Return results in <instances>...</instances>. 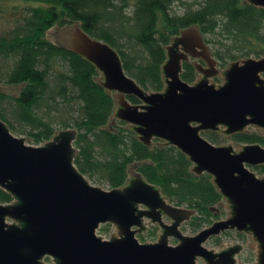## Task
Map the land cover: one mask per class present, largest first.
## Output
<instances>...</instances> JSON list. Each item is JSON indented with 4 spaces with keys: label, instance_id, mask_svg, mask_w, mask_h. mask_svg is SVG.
Returning a JSON list of instances; mask_svg holds the SVG:
<instances>
[{
    "label": "water",
    "instance_id": "obj_1",
    "mask_svg": "<svg viewBox=\"0 0 264 264\" xmlns=\"http://www.w3.org/2000/svg\"><path fill=\"white\" fill-rule=\"evenodd\" d=\"M264 9V0H244ZM62 41L100 73L97 84L113 93L111 120L123 122L148 146L152 140L170 145L190 162V171L211 177L228 209L224 220L195 234H182V222L193 208L166 201L161 189L134 170L120 187L104 189L89 183L74 167L76 129H60L41 143L29 145L0 120V189L12 198L0 203V264H243L235 255L241 245L204 247L224 231L250 235L254 264H264V174L251 168L264 163L258 143L211 144L203 131L228 138L247 126L264 132V55L243 57L216 72L218 61L195 27L180 30L164 46L160 66L163 88L141 89L123 71V62L108 43L84 33L77 24L64 29ZM209 69L194 64L202 77L182 81V60L204 57ZM11 88L0 85V93ZM133 96L132 104L126 97ZM157 223L154 242L135 238L147 223ZM109 224L108 239L96 235ZM173 238L175 245L167 243Z\"/></svg>",
    "mask_w": 264,
    "mask_h": 264
},
{
    "label": "trees",
    "instance_id": "obj_2",
    "mask_svg": "<svg viewBox=\"0 0 264 264\" xmlns=\"http://www.w3.org/2000/svg\"><path fill=\"white\" fill-rule=\"evenodd\" d=\"M15 1L21 6L9 8L19 15L0 30V85L19 86L13 93H0V120L9 131L25 134L36 145L53 135L54 125L76 129L73 165L80 174L112 189L124 183L132 166L146 182L162 188L168 202L193 208L188 222L193 230L208 224L210 208L221 200L211 177L193 174L190 162L173 146L157 140L146 146L125 123L109 124L114 101L97 84L98 72L63 44L49 41L45 33L52 26L77 24L88 36L108 43L123 62L124 73L141 89L157 92L163 88L164 46L186 27H196L220 65L263 55L264 9L244 0H194L195 7L179 14L171 8L182 0ZM194 78L191 64L183 63L180 79L192 83ZM126 99L137 103L133 96ZM200 134L211 144L223 137L219 131ZM229 139L264 147V136L254 132ZM251 170L264 174V163ZM11 198L0 189V203Z\"/></svg>",
    "mask_w": 264,
    "mask_h": 264
},
{
    "label": "rangeland",
    "instance_id": "obj_3",
    "mask_svg": "<svg viewBox=\"0 0 264 264\" xmlns=\"http://www.w3.org/2000/svg\"><path fill=\"white\" fill-rule=\"evenodd\" d=\"M13 5L21 6V2L15 1V0H5V1L4 0H0V7L3 8V12L0 13V30L4 29V27H5L4 23H6L5 21L12 20L14 17H17L19 15L18 10H15V9L11 10L9 8L10 6H13ZM190 5H191V7H195L194 0H182V4L181 3H174L172 5L171 9L176 14H179L185 8H187ZM68 28H71V26L65 27V28L52 26L51 28H49L46 31L45 37L49 41H51L53 43L63 44L62 37H63V33L65 32L64 29H68ZM168 43H169V41H168ZM207 48L210 50V46L209 45H207ZM228 63H230V62H226V63H223L221 65L218 63L216 71L217 72L218 71H223L228 66ZM99 77H100V73H98V75L95 76V79L97 80ZM199 78H200L199 74H196L194 80L196 81ZM2 86H6V85H2ZM6 87L11 88L10 93H13V92H15L17 90V88L19 86L7 85ZM110 94H111V96L113 98L114 106H115L116 105V102H115L116 98L114 97L113 93H110ZM109 120H110L109 124L113 125L114 122L111 123L112 122L111 119H109ZM54 127H55L54 133L56 131L60 130V129L57 128V125H54ZM243 132H246V133L254 132V133H256V134H258L260 136H264L263 132L259 131L258 128H255V127H252V126H247L245 128V131H243ZM11 133L13 135H15V136L25 137L26 141H27V143L29 145H35L30 139L27 138V136L25 134H18L16 132H11ZM227 143H233V150L234 151H237L239 149V147L243 144V143H236V142L230 140L229 137L226 138V139H225V137H222V141L218 142L217 144H227ZM244 144H249V143H244ZM36 145H40V144H36ZM132 171H133V167L132 166H128V168H127V178L131 176ZM88 181H89L90 184H92L94 186H98L100 188H104L105 189L104 183L100 179L91 178V179H88ZM215 208L220 210L219 218H223V215H225L226 203L223 202V200H220L215 205ZM212 212H214V211L212 210ZM209 220L211 222L213 220V216H211L209 218ZM146 223H147V221H146ZM206 225H207V223H204V224H202L201 227H204ZM201 227H199L198 229H200ZM198 229L193 230L191 228V226L188 225V222H185V223L182 224V234L186 235V236L195 234L198 231ZM149 231L152 232V235L147 234V232H149ZM227 232H228V234L221 233L217 237L215 236V237L209 238L203 244L204 247H206V248H216V251H219L220 248H223V247H226V246H230L232 244H239V245H241L242 248H241L240 252L237 254L236 257L243 264H254V261H255V257H254V249H255L254 246H255V243L251 240L250 235L241 233L240 236H238L235 232H232V231H227ZM158 233H159V229L158 228L153 227V226H151V225H149L147 223L145 230L141 234L135 235V238L137 240L141 241L142 243H151V242L155 241ZM111 234H112V227L110 225H108L107 229L105 231H103V232H101L99 230H96V235L103 236V237H105V239H108ZM167 243L169 245H175V242L172 239H170V238H168ZM43 261H44L45 264H51V261L49 260V258L47 260H45V258H44Z\"/></svg>",
    "mask_w": 264,
    "mask_h": 264
},
{
    "label": "flooded vegetation",
    "instance_id": "obj_4",
    "mask_svg": "<svg viewBox=\"0 0 264 264\" xmlns=\"http://www.w3.org/2000/svg\"><path fill=\"white\" fill-rule=\"evenodd\" d=\"M189 27H191V26H189ZM193 27V26H192ZM186 28H188V27H186ZM196 28V27H195ZM185 29V28H184ZM183 30V29H182ZM180 32V31H179ZM179 32L176 34V35H178L179 34ZM176 35H174V36H176ZM174 36H172L171 38H170V40H169V43H167L166 45H172V39H173V37ZM200 37H201V35H200ZM201 41L204 43V45L207 47V44L203 41V39H202V37H201ZM165 45V46H166ZM213 57V56H212ZM213 59H214V57H213ZM183 63H189V64H191V66L193 67V70H194V77L196 76V74H199V76L200 77H202V75L199 73V72H197L196 71V69L194 68V64H197V65H199L200 67H202V68H206V69H209L208 68V66H207V63H206V56H204V57H196V58H188V59H185V60H182V64ZM182 64H181V67H182ZM217 72V71H216ZM195 81V80H194ZM111 119V118H110ZM112 122L111 123H115V122H117V120H111ZM260 131V130H259ZM262 132V131H261ZM264 133V132H263ZM153 141V140H152ZM151 141V142H152ZM158 141V140H157ZM160 142V141H159ZM130 177H128V178H126L125 179V181L127 180V179H129ZM125 181H124V183H125ZM220 196V195H219ZM220 198H221V200H223V198L220 196ZM167 201V200H166ZM168 202V201H167ZM223 202H224V200H223ZM170 203V202H169ZM171 204V203H170ZM173 205V204H172ZM179 207V206H178ZM212 210L214 211V212H212ZM210 212H211V216H213V220L211 221V222H209V224H207L206 226H208V225H210L212 222H215V221H218V220H224L225 218H227V216H228V209L226 208V210H225V215H223V218H219V213H220V210L219 209H217V208H215V206L214 207H212V208H210ZM192 217V216H191ZM190 217V218H191ZM190 218H189V220L188 221H184V222H182V224L183 223H185V222H189L190 221ZM144 223H146V219L144 220ZM148 223V222H147ZM149 225H151V226H153V227H156V228H158L159 229V233L158 234H160V227H159V225L157 224V223H148ZM206 226H204V227H206ZM145 228H146V226H145ZM145 228H144V230H145ZM203 228V227H202ZM143 230V231H144ZM200 230V229H199ZM228 231H232V232H235L236 234H241L240 232H236V231H234V230H228ZM223 233H228L227 231H224ZM242 234H244V233H242ZM220 235V234H219ZM218 236V235H217ZM216 236V237H217ZM212 237H215V236H212ZM170 238V237H169ZM209 238H211V237H209ZM208 238V239H209ZM170 239H172L175 243H176V241L173 239V238H170ZM207 239V240H208ZM206 240V241H207ZM233 245V244H232ZM220 251V250H219ZM219 251H216V252H219ZM235 256H237V254L235 255Z\"/></svg>",
    "mask_w": 264,
    "mask_h": 264
}]
</instances>
